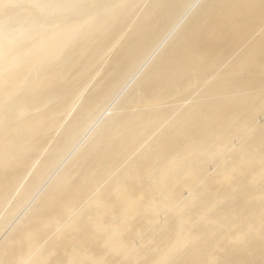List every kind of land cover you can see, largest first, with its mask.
I'll return each mask as SVG.
<instances>
[{"label": "bare ground", "instance_id": "obj_1", "mask_svg": "<svg viewBox=\"0 0 264 264\" xmlns=\"http://www.w3.org/2000/svg\"><path fill=\"white\" fill-rule=\"evenodd\" d=\"M62 1H37L30 10L35 15L32 25L26 24V15L9 25H0L1 178L6 179L5 175L8 177L7 174L27 166L34 150L38 154L36 144H41L52 130L64 124L61 123L63 108L60 110V105L57 106L59 110L53 109L58 103L48 88L53 77L45 76L34 90L30 89L33 93L30 97H39L41 103L25 114L17 112L16 117L5 106L6 99L7 104L12 106L14 96L20 94L26 80L38 72L48 55L54 54L59 63L69 59L74 66L86 65L87 54L99 62L106 55L123 21L130 15L126 6L117 8L121 0H78L73 22L55 26L52 33L45 34L39 23L40 10L46 6L53 8ZM17 2L21 0H0V16ZM189 5L188 0H155L146 9L139 26L130 33L115 55L126 58L125 62L132 68L126 83L144 76L137 92L129 101L124 92L123 96L119 93L118 99L117 91L114 93L117 97L113 94L111 97L92 98V105L101 102L107 105L106 102H111L114 97L117 101H112L115 104L109 103L113 106L112 113L106 115L108 118L104 117L98 127L93 124L94 115L97 116L98 112L75 114L70 124L64 126L65 132L70 133L69 143L74 138L75 146L79 144L77 138L83 135L80 130L86 133L89 125L93 124L97 127L96 132L89 134L91 137L85 140L84 145L103 151L97 155L93 149L77 156V162L61 176L58 184L51 187L44 201L36 206L29 217L31 227L19 228L21 236L18 235L15 242L2 245L0 264H35L34 256L49 244L54 233H57L59 240L56 249L58 260L65 259L66 264H85L87 260L94 259V254L86 250L94 241L99 242L98 248L119 254L109 264H131L142 254L138 249L141 238L153 233L158 223L164 228L167 222H171L161 219L158 215L160 211L166 207L180 210L188 203H201V210L208 213L213 205L229 203L223 198L227 190H237L240 195L235 212H218L220 209L217 208V217H207L203 221L205 226L219 224L225 230L234 231V234L226 238L212 235L206 239L205 248L183 256L177 264H247L248 248L254 249L259 245L263 250L259 241H264V231L260 230L264 222L261 179L264 174V120L261 117L264 116V0H200L199 5L195 4L197 9L193 14H190L192 10H188ZM185 12L192 16L188 14L187 21L184 16L185 21H179ZM105 13H111V16L98 23L91 21ZM171 31L173 36L166 37ZM10 32L17 34L16 39L5 40ZM25 40L31 43L24 45ZM168 44L171 45L170 49L149 59L153 51L160 47L161 50ZM141 53H145L141 60L130 59ZM150 60H155L154 64L146 67ZM2 64L8 66L3 68ZM217 65L220 68L211 77L205 79L200 75L205 66ZM230 65H236L235 73L230 72ZM135 71L139 72H136L139 76L132 78ZM191 71L195 74L186 76ZM180 94L184 95V99L174 103ZM105 105L100 108L105 109ZM124 105H128L129 109L122 112ZM134 108L137 110L134 111ZM99 109V114L103 113ZM82 123L89 128H83ZM140 133L143 135L141 139ZM43 136L46 137L43 139ZM118 139L122 140L116 141L117 144L114 141ZM214 144H224L226 149H223L225 159L220 163V171H213V174L208 169L210 160L220 151L214 149ZM74 146L71 147L75 149ZM201 150H205L203 159L197 162L192 173H187L193 164V155ZM93 151L95 154L91 156ZM134 151H140L142 161L132 164L125 175L118 174V164ZM155 153H159L160 157L157 158ZM113 158H117V161L108 164L107 171L116 181L113 193L105 189L109 182L107 179L99 183L95 181L99 178L98 174L70 193H65L64 187L74 184L72 171L93 173L98 162ZM61 160L58 159L59 164L63 163ZM160 161L163 163L160 178L148 182L152 173L159 168ZM48 163L53 165L54 161ZM75 166L77 169L73 170ZM4 167L11 173L5 174ZM177 167L179 172L169 178V173ZM13 175L14 180H9L8 185L16 181ZM135 180L136 187H133L129 182ZM4 184L0 179V187ZM5 185V188L8 187ZM134 188L138 190L135 194ZM88 192L93 193L94 201L97 200L92 206L96 209L93 220L98 226L91 230V237L84 238L79 233L84 211H78L76 205ZM169 197L173 200H169ZM61 214H66L72 228L66 229L59 222ZM117 216L120 220H116ZM185 219V215H182L179 221ZM195 219L199 221V218ZM202 234V229L193 224L183 237L170 244H162L160 253L164 262L167 263L169 252ZM125 241H130L132 245L124 246ZM230 242H242L246 247L239 252L229 251ZM47 261L48 257L37 260L43 263ZM149 264L159 263L152 260Z\"/></svg>", "mask_w": 264, "mask_h": 264}, {"label": "rangeland", "instance_id": "obj_2", "mask_svg": "<svg viewBox=\"0 0 264 264\" xmlns=\"http://www.w3.org/2000/svg\"><path fill=\"white\" fill-rule=\"evenodd\" d=\"M39 0H21V2L14 3L11 7H9L8 10L4 14L0 16V25L6 26L9 25L11 22L19 21L21 18H23L25 15V21L27 25H32L35 22L34 14L30 10L33 8L34 4ZM54 1V0H52ZM155 0H121L118 4L117 8H121L123 6H126L128 10L130 11V15L128 18H126L122 25L120 30L118 31L117 35L115 36L113 43L108 48L107 53L104 57L100 59L99 62L96 60H93L88 56V54L85 56L88 59V63L84 66H74L72 65L71 61L69 59H66L64 62H57V58L54 54L48 55L45 59V63L41 66V68L36 72L35 74H32L29 79L26 80L25 86L22 88L19 95L14 96V103L11 106L10 104H7L8 99L4 102L5 106L9 109H11V112L17 117V112H27V110H33L35 106L41 103L39 97H30L32 96V90H34V87L43 79L45 76L53 77V80L49 83L48 88L50 91L54 94V99L58 105L54 106V110L57 111L58 107L60 106V110L63 108L62 111V124L61 127H58L52 132L51 134L46 136L43 142L41 141V144H36V149L38 154L36 153V150H34L37 155L33 156L32 159H29V164L27 166H24V168L20 167L18 170L11 173V171H6L7 167H4V171H6L5 174L10 172L11 174H7L8 177L5 175L6 179L4 177H0L2 184H7L8 187L5 184L2 185L0 188V249L2 248V245L4 246L9 241H16L19 234V228H25L28 229L31 227L29 217L31 214L35 211L36 206H38L40 203H42L45 199V196L48 194V191H50L51 187L55 186L59 183V180L61 179V176L69 169L70 166L74 165V163L77 162V156L91 151L94 149L95 153L99 155L103 151L102 149H95L92 146L86 147L84 145V142L86 139L91 137L90 135L92 133H95V129L98 127L97 125L101 122L104 117L107 119L108 116L111 114V107L110 104H115L112 102L115 101V97L112 99L111 102H106V104L109 106L106 108L107 105H105V102L102 105V102L98 105H92L91 99L97 98V97H111L116 91L118 93L114 94L118 99L120 95L124 92L126 94V100L129 101L132 98V95L137 92L139 88V83L144 79V76L141 78L131 79L129 83H126V77L128 76L129 72H131V69L129 64L125 62L126 58L124 57H116L117 51L121 48L122 45L126 42V38H129L130 33L134 31L141 22L144 12L148 7H151ZM190 2V7L188 8L190 14L194 13V11L197 9V5L200 4V0L198 3L195 2V0H188ZM192 1V4H191ZM197 4L195 5L194 4ZM153 3V4H152ZM71 4L72 6H70ZM79 4L78 0H63L61 3L54 5L53 8L47 7L45 9L40 10L41 13V19L39 20L40 27L44 30L45 34H50L53 32L54 27L61 25L65 26L69 23L73 22L75 18V14L77 13L75 8ZM195 5V7L193 6ZM193 8V9H192ZM195 8V9H194ZM68 9V10H67ZM115 11V10H114ZM188 12V14H189ZM182 14L181 18L184 16L185 20L188 18L189 15ZM111 16V13H105L104 15H101L99 17L94 18V23H98L100 20ZM187 16V17H186ZM192 15H190L191 17ZM184 17L179 21H185L183 20ZM187 19V20H188ZM186 20V21H187ZM176 22V25H178ZM182 22V23H183ZM84 24V23H83ZM83 24H80L81 26H84ZM177 27V26H175ZM174 27V28H175ZM171 36H170V34ZM166 37H172L173 32H169ZM7 35H9L5 40H14L17 37V34H14V32H10ZM166 37L164 39H166ZM163 41H161L162 43ZM31 41L25 40L23 42L24 45H29ZM160 43V44H161ZM35 45L36 42H34ZM163 44V43H162ZM161 46V45H158ZM159 48V47H157ZM161 48V47H160ZM159 48V50H160ZM171 48V45H165L163 48L159 50H155L150 54V58L156 57V55H160V52L167 51ZM228 49V48H227ZM149 50V47L145 51V53ZM159 51V52H158ZM158 52V53H156ZM145 53L141 55H133L130 59L134 60H141ZM155 54V56H154ZM155 60H150L146 67H151L154 64ZM8 66L7 64H2V67ZM145 67V68H146ZM229 70L231 73H235L236 65H230ZM142 68V67H141ZM140 68V69H141ZM220 67L214 66V67H208L205 66L200 72V75L203 78H209L212 75L216 74ZM140 69L138 71L140 72ZM135 71V74L136 72ZM117 74L115 75V73ZM138 72V74H139ZM141 73V72H140ZM31 74V73H29ZM133 75L132 78L136 75ZM195 72L191 71L189 73H186V76L194 75ZM139 76V75H138ZM137 76V77H138ZM34 85L29 88L32 84ZM29 88V89H27ZM15 89L14 91H16ZM120 93V95H119ZM34 94L36 92L34 91ZM123 94V95H125ZM122 95V96H123ZM116 98V99H117ZM184 99V95L180 94L176 97V100L174 103L181 102ZM117 102V101H115ZM117 104V103H116ZM52 107V106H51ZM57 107V108H56ZM50 108V107H49ZM101 110H100V109ZM128 105H124L122 107V112L127 111ZM98 109L103 112L99 114ZM129 109V108H128ZM59 110V109H58ZM137 110V108H134V111ZM94 112L97 113V116L94 115L93 124L97 127H95L93 124L89 127L90 129L86 130V133L81 132L80 127V134L82 135L80 138L75 137V142L78 141L80 146L77 144L74 146V138L69 143L71 139L70 133H66L64 129V126L69 125L70 121L72 120V116L76 114L81 115H87L89 113ZM107 112V114H106ZM99 114V115H98ZM104 114V115H103ZM151 114V112H150ZM102 115V116H101ZM121 115V114H120ZM98 117V118H97ZM263 117L264 120V116ZM75 118V117H74ZM98 119V121H97ZM261 120V121H260ZM258 122H262L263 120L260 118ZM97 121V124H96ZM104 121V120H103ZM91 123V122H89ZM83 128H89L84 127L85 123H82ZM67 127V126H66ZM94 130V131H93ZM141 133H144V130L141 128ZM88 132V133H87ZM92 132V133H91ZM91 133V134H90ZM140 133V139L143 137V135ZM90 134V135H89ZM73 136V137H74ZM88 136V137H87ZM84 140V141H83ZM118 140H113L115 143H117ZM122 140V139H121ZM120 140V142H121ZM111 141V142H113ZM117 141V142H116ZM86 143V142H85ZM114 143V144H115ZM113 143H111L112 146ZM118 144V143H117ZM74 146L75 149L71 146ZM73 148V151H72ZM40 149V150H39ZM214 149H217L219 151V154L214 156L210 162L211 165L209 171L213 173L220 171V163L225 159V156L223 157L225 151L223 149H226L224 144H214ZM39 150V151H38ZM59 150H61V153H59ZM94 151L93 155L94 156ZM202 152H198L195 155H193L194 161L191 165L190 169H187V173H192L194 168L197 166V162L201 161L203 159V152L205 150H201ZM71 152V153H70ZM71 155H70V154ZM95 155V156H97ZM69 156V157H67ZM140 151H134L133 153L127 154L125 157L127 159L123 162H120L117 166V172L120 175H125L126 171L129 170L128 168L131 167L132 164H134L137 161H142L140 158ZM155 156L157 158L160 157L159 153H155ZM67 157V158H66ZM63 160V163L59 164L58 159ZM102 158V157H100ZM99 158V159H100ZM54 161L53 165H50L48 161ZM61 160V161H62ZM58 161V162H57ZM117 161V158H113L112 160L108 159L104 162H98L97 167L94 168V172H82L77 171V166L74 167L72 171L73 176L75 177L73 182V185H67L64 187L65 193H70L72 189H75V187H80L84 183H86L90 178L96 177V175H99V178L95 181L99 183L102 180H108V184L105 186V189H108V193H113L114 187L116 185V181L114 178L109 176L107 174L108 164L114 163ZM59 164V166H58ZM162 161L159 162L158 169L155 170L152 173V176L150 177L148 182H152L158 178H160V169L162 165ZM79 167V165H78ZM81 168V166L79 167ZM136 166L132 169L133 172L135 170ZM15 170H17L15 168ZM79 170V169H78ZM208 171V170H207ZM208 171V172H209ZM179 172L178 167L175 168L172 172L169 173L168 177L170 178L172 175H175ZM213 173V174H214ZM12 174H18L17 176H14L16 178L14 182H10L9 180L13 181ZM71 174V173H70ZM71 174V175H72ZM131 176L128 178L130 179ZM4 178V179H3ZM12 180H11V179ZM128 179V180H129ZM261 179L263 180L262 183V190L264 191V174H262ZM126 181V180H125ZM47 182V183H45ZM72 182V183H73ZM130 185L133 187H136V180L135 182L130 181ZM46 184V185H43ZM43 185V186H42ZM3 188V189H2ZM3 190V191H2ZM138 190L134 188V194L137 193ZM93 193L88 192L85 193L81 199V202L76 205L78 211H84V218L83 223L81 224V228L79 229V233L84 238H89L90 232L93 228L97 227V223L93 220L96 214V209L93 208L92 204H95L97 200H93L92 198ZM239 194L237 190H227L223 193V198L229 200V203L223 204V205H213L208 213H204L201 208L200 204L195 203H188L184 209L180 210H172L169 207H166L164 210L159 212V217L163 220L169 219L172 223H174V226L171 222H167L166 227H162L161 224H157V226L154 229V232L151 234H146L144 237L141 238L140 242L141 245L138 249L142 252L139 256H137V259L132 260L131 264H149L152 262V260H156L159 264H177L178 261H181L183 256L187 254H191L195 252L196 250L203 249L205 241L207 238L211 237L212 235L216 234L217 236H221L223 238L229 237L232 234H234V231L231 230H225L219 226V224L205 226L204 225V219L207 217H217L218 212L223 213H234L235 209L239 206ZM169 200H173L172 197L168 198ZM197 202V201H196ZM195 204V205H193ZM217 208L220 210L216 213ZM185 215V220L183 222L179 221L180 216ZM195 218H199V221L196 222ZM59 222L62 223V225L66 229L72 228L69 226L66 214H61V216L58 217ZM116 220H120V217L117 216ZM130 222H133V220H130ZM33 225V223H31ZM193 224H196L199 228L202 229L203 234L199 237H196V239L191 240L190 242L186 244H182L180 247H178L177 250L171 251L168 253L167 263L164 262V257L160 253V247L162 244H170L174 242L176 239L183 237L186 232L189 230V227ZM260 230L264 231V222L260 225ZM57 233H54L52 235V239L49 241V244L42 248L39 255L34 256V259L36 262L35 264H66V260H58V253L56 252V249L59 244V240L56 237ZM204 235V236H203ZM5 243V244H4ZM259 244L262 245V248L259 245H256V248L249 249V253L247 255V264H264V241H259ZM132 243L130 241H125L124 246H131ZM99 242L94 241L91 243L89 247L86 248L87 251L94 254V259L87 260L85 264H109L112 261V258L116 255H119L118 253H113L110 251H106L105 248L100 247ZM229 251L233 252H239L242 249H244L246 246L244 243L240 242H230L229 243ZM71 247V246H70ZM68 247V248H70ZM222 255V254H221ZM10 259L15 258L12 256H8ZM47 263L43 262H37L40 258H47ZM202 257L205 258L204 254ZM220 257V256H219ZM116 259V258H115ZM95 260V262H93ZM16 261V260H15ZM7 262V261H6ZM4 263V262H2ZM203 264V263H200ZM229 264H235V263H229Z\"/></svg>", "mask_w": 264, "mask_h": 264}]
</instances>
